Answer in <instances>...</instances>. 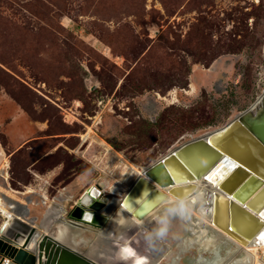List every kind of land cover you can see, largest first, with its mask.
<instances>
[{"label":"rangeland","instance_id":"rangeland-1","mask_svg":"<svg viewBox=\"0 0 264 264\" xmlns=\"http://www.w3.org/2000/svg\"><path fill=\"white\" fill-rule=\"evenodd\" d=\"M263 92L264 0H0V225L2 207L38 206L44 230L49 211L69 218L95 187L124 192ZM25 190L33 202L13 197ZM113 209L102 226L76 230L85 244L73 246L101 264L208 254L182 245L169 204L140 225Z\"/></svg>","mask_w":264,"mask_h":264},{"label":"water","instance_id":"water-1","mask_svg":"<svg viewBox=\"0 0 264 264\" xmlns=\"http://www.w3.org/2000/svg\"><path fill=\"white\" fill-rule=\"evenodd\" d=\"M143 173L118 204L131 216L143 217L165 198L154 183L171 185L169 193L183 197L193 190V184H173L202 177L222 192L212 196V223L233 239H250L264 221V93L256 108L173 147ZM84 194L89 200L81 196L69 218L61 214L62 223L80 229L102 226L108 216L102 211L105 203L90 191ZM21 224L27 230L21 243L15 228L8 227L0 235V264H101L34 224Z\"/></svg>","mask_w":264,"mask_h":264},{"label":"bare ground","instance_id":"bare-ground-1","mask_svg":"<svg viewBox=\"0 0 264 264\" xmlns=\"http://www.w3.org/2000/svg\"><path fill=\"white\" fill-rule=\"evenodd\" d=\"M261 95L257 98L254 105L252 104L250 106L251 109H254L259 105ZM139 174L144 175L142 171ZM132 183L128 185L124 192L127 191V189L132 185ZM182 183L193 184V190L183 197H176L175 195L169 193L168 189L171 187V185L160 186L154 183L155 187H157V189L164 193L165 198L159 203H157L146 215L138 218L131 216L130 213H127L125 211V209L119 207L118 204L120 201V197L124 192L121 193V190H119V187L117 185L112 186L116 189V194L111 193L108 190V194L110 195L109 196L106 193H102L101 190L95 187L90 191V195H92L93 197L99 195L101 197V201L105 203L102 210L103 213L110 216L113 213V208L116 207L121 211V214L125 218L129 219L132 224L135 225H140L141 223L146 221L150 216L158 213L159 210L163 208L166 204L171 205L173 213H175L182 220L186 229L184 237L182 239V245L185 248L193 247L194 245L198 247V250L205 251L208 253L206 254V256H197L193 257L192 259H188L189 263L193 262V264H264V261L260 259L256 253L257 246L260 248H264V239H261V237L264 236L263 220L261 226L257 229L253 237H251L250 239H247L246 241L242 240L241 238L240 241L233 239L223 229L218 226H215V224L211 221L210 209L212 196L215 192L219 194H221L222 192L217 190L215 185H213L207 180H204V178L202 177L189 181H183L181 183H175L173 185H182ZM113 196L117 197L118 199ZM82 197L84 198V201L89 200V196H85V194H83ZM6 198L7 197H5V199ZM0 203L2 204L1 200ZM226 211L228 212L227 208ZM1 212L4 215L5 220L4 223L0 225V235H2L4 229H7L8 227L15 228L18 231L21 229L23 231H26L27 233V230L23 227L21 222H26L28 224L34 223L32 219L23 217L22 214L17 213L18 208L16 209V211H11L7 208L2 207ZM26 213L27 210L25 211V214ZM13 214H16L17 216ZM58 215L57 212L54 210L49 211V216L47 217H51V220H49L47 227L44 228V230L68 245L73 246L74 242L76 243L77 241H79L81 244H85L83 239H75L77 231H82L84 229L75 228L69 223H62V216L59 212ZM10 221L12 225H10ZM99 221L104 220L102 218H99ZM51 223H54L56 225H54V227H51ZM213 226L221 229V231L217 228H214ZM102 229V234L99 235L100 237H104V232L109 231L107 227L106 229ZM22 240L23 237L19 238L20 243L22 242ZM75 248L79 249L78 247ZM90 248V253L91 255H93L96 250L93 246H91ZM101 258H104V256H101L99 259Z\"/></svg>","mask_w":264,"mask_h":264},{"label":"crops","instance_id":"crops-1","mask_svg":"<svg viewBox=\"0 0 264 264\" xmlns=\"http://www.w3.org/2000/svg\"><path fill=\"white\" fill-rule=\"evenodd\" d=\"M69 187H71V190H73L74 189V186H69ZM28 188V187H27ZM71 190L70 189H68L67 191H70L71 192ZM39 194V197H40V199L42 200V202L43 201H45V196H46V194H44L43 192L42 193H38ZM15 199H17V197L18 198H20V197H22V198H25L28 202H30V201H32V197H33V195H32V191H24L23 193H22V195L21 196H16V195H14L13 196ZM17 201V200H16ZM33 202V201H32ZM45 202H47V201H45ZM25 205V204H24ZM24 205H18V213H20V214H22V216L23 217H26V218H30V219H32L34 222H35V219H36V215L38 214V206H34V207H29V204H28V208L26 207V206H24ZM27 210V213L25 214V211ZM30 224H34V223H30Z\"/></svg>","mask_w":264,"mask_h":264},{"label":"snow or ice","instance_id":"snow-or-ice-1","mask_svg":"<svg viewBox=\"0 0 264 264\" xmlns=\"http://www.w3.org/2000/svg\"><path fill=\"white\" fill-rule=\"evenodd\" d=\"M206 179H209V180H211V179H212V177H206ZM261 239H264V236H262V237H261Z\"/></svg>","mask_w":264,"mask_h":264},{"label":"flooded vegetation","instance_id":"flooded-vegetation-1","mask_svg":"<svg viewBox=\"0 0 264 264\" xmlns=\"http://www.w3.org/2000/svg\"><path fill=\"white\" fill-rule=\"evenodd\" d=\"M89 191H91V190H89Z\"/></svg>","mask_w":264,"mask_h":264}]
</instances>
